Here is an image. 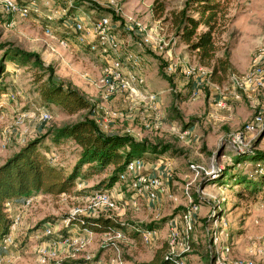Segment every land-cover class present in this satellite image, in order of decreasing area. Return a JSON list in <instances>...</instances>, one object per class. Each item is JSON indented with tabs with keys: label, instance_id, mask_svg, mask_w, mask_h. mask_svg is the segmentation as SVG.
<instances>
[{
	"label": "rangeland",
	"instance_id": "obj_1",
	"mask_svg": "<svg viewBox=\"0 0 264 264\" xmlns=\"http://www.w3.org/2000/svg\"><path fill=\"white\" fill-rule=\"evenodd\" d=\"M46 1H49V6L45 4ZM163 1L166 6L165 17L169 12L179 10L185 0ZM153 2L154 0H38L41 13H32L27 19L12 18L0 12V62L6 48L36 52L45 66L53 68L56 82L77 89L94 104L89 116L96 120L103 131L123 134L126 128L139 129L142 137L138 140L160 141L173 147L171 151L156 158L145 160L144 170L140 172L144 176L158 175L173 198L162 195L158 202H148L143 195L136 194L139 187L137 176L140 173L136 172V176L130 174L124 182L114 183L108 189L115 197L121 193L123 200L128 202L125 208L119 206L116 210L97 211L98 215L112 214L128 223L127 229L123 233H89L75 226L65 227L63 219L68 216L72 207L86 206L87 199L95 191L107 190L105 181L112 167L99 174L80 176L76 180V186L66 196L40 194L30 207L19 212L20 222L14 235L17 247L7 252L12 257L11 264H126L128 259L146 262L163 245L170 224L182 233L178 252H186V264H210L211 256L214 264V248L219 250V255L223 252L230 263L242 261L246 264H264L263 194H259L254 202H247L233 195L231 189L211 181V174L215 173L217 176L223 167L231 168L239 156L241 159L247 158V161L241 170L239 168L242 166H236V172L241 171L240 174H243L249 171L254 164L251 157L264 152V128L244 132L240 148L233 142L235 135L243 131L245 124L251 122L256 115L264 119V97L257 95L252 99L244 96L235 98L230 92L232 89L228 74L223 78L219 89L203 85L199 95L193 96L191 79L179 70V65L184 60L195 64L196 57L191 53L184 54V47L175 36L169 21L153 14ZM221 2L224 6V21L216 30L215 40L218 46L227 47L220 50L219 54L225 51L230 56L234 68L230 71L241 73L249 67L252 55L264 43V0ZM70 4L72 7L69 12L75 11V8H80V11L73 13L64 22L62 20L65 16L56 18L50 23L52 35H45L46 21L43 14ZM81 9L89 13L97 11L110 14L114 21L120 22L122 33H127L136 40L139 37L135 36V22H140L147 31L168 41L162 52L150 47L139 50L133 44L134 50L141 55L144 52V57L148 58V61L145 60L148 69L145 83L148 90L159 96V111L156 114L145 109L123 108L125 102L121 95L101 97L96 85L90 82L101 71L95 63V54L85 47L68 48L60 44L65 32L71 29L73 20L80 17ZM240 43L241 46L250 48H241ZM4 71L1 81L6 84L7 89L18 92L19 95L11 107L0 111V151L8 152L7 149L13 147L11 145L15 141H9V136L15 133L14 130L7 137H3L2 130L19 113L25 112L31 116L25 121V125L31 130L30 136H42L53 126L75 122L88 114L85 110L68 114L52 105L47 109L52 113V119L46 124L38 122L34 116L39 109L44 108L38 100V83L35 78L41 70L31 63L5 61ZM45 78L46 75L43 80ZM219 101L224 105L218 106ZM37 126L40 128L39 132L35 131ZM3 142L6 144L5 148L1 146ZM44 142L41 149L47 148L48 153H55L62 168L68 172L77 160L78 147L70 140H64L58 146H54L50 138L44 139ZM19 143L14 145L18 146ZM12 151L13 148L9 149V153ZM252 152L254 155L250 154ZM159 159L172 163L169 178L164 175L165 168L158 165ZM262 164L264 165V159ZM85 168H82V173ZM196 194H199V209L192 219L190 232H186L182 214L197 202ZM132 200H135L137 207H134ZM15 211L19 210L12 208V213ZM149 223L158 230L152 244L146 245L142 242L141 232L136 230ZM215 226L217 230L221 228V231H217ZM46 228L51 229V235H44ZM214 228L219 234V243L215 247L206 234ZM71 233H78L86 238L87 244L75 250L50 245L60 235ZM188 236L195 244L193 249ZM43 247L48 252L44 263H41L39 249Z\"/></svg>",
	"mask_w": 264,
	"mask_h": 264
},
{
	"label": "trees",
	"instance_id": "obj_2",
	"mask_svg": "<svg viewBox=\"0 0 264 264\" xmlns=\"http://www.w3.org/2000/svg\"><path fill=\"white\" fill-rule=\"evenodd\" d=\"M151 9L157 18H162L166 6L163 0H154ZM164 20L169 21L178 41L187 52L195 55L198 64L210 69L211 82L221 85L223 78L233 73L230 71L234 68L228 53L223 51L219 54L220 50L227 47L218 46L215 40L216 30L224 21V6L221 0H185L179 10L169 12ZM5 61L31 63L41 70L35 82L38 83L36 93L43 108L48 109L55 105L68 114L84 110L88 114L75 122L53 126L42 136H29L0 164V244L9 234L12 224L7 202H17L29 197L35 199L40 194L54 197L68 194L76 186L78 177L99 174L112 167L105 181L108 190L120 181V173L130 160H149L150 157L156 158L173 149L171 145L160 141L138 140L130 134L103 131L96 120L89 116L94 104L77 89L56 82L53 68L45 66L36 52L13 47L4 50L0 62V90L7 89L6 84L1 81V75L6 71ZM49 138L54 146L62 144L64 140H70L78 147L77 160L68 172L62 168L55 153H48L47 148L41 149V146L45 145L44 139ZM250 154L254 155V152ZM251 159L254 164L249 171H242L243 174H240L241 171L236 172V166H242L239 168L241 170L247 161V158L241 159L239 156L231 168L220 169L217 176L211 179L212 183L231 189L233 195L247 202H254L259 194L264 197V152H258ZM83 167L86 168L82 173ZM195 199V204H198L199 195L196 194ZM75 224H78L81 230L105 234L123 233L129 226L128 223L108 215L71 219L70 226ZM144 227L152 229L153 225L144 224ZM144 227L140 226L136 231L141 232ZM187 239L193 249V240L189 236ZM185 253L170 255L167 241H164L151 260L138 262L128 259L126 264H178V260L185 257Z\"/></svg>",
	"mask_w": 264,
	"mask_h": 264
},
{
	"label": "built area",
	"instance_id": "obj_3",
	"mask_svg": "<svg viewBox=\"0 0 264 264\" xmlns=\"http://www.w3.org/2000/svg\"><path fill=\"white\" fill-rule=\"evenodd\" d=\"M70 3V2H69ZM45 4L49 6V1ZM70 6L62 7L54 12H49L44 15L46 24L44 25V33L47 36L52 35V28L50 23L56 18L65 16V19L70 17L76 11H80V8H75V11L69 12ZM82 10V9H81ZM0 12L12 18L27 19L32 13L40 14V3L38 0H27L24 3L18 2V0H0ZM79 18H75L71 24V29L65 32L63 39H60V44L68 48L85 47L95 54H98L105 58V62L101 66L99 76L92 82L98 88L101 97L109 98L113 95H121L125 102V107L128 109L149 110L151 113L156 114L159 111L158 107V95L147 89L145 83V73L147 71L146 61L143 56L132 49V46L138 48L150 47L158 52H162L166 49L168 41L162 36L151 33L142 26L140 22H135L137 26L135 36L139 37L136 41H131L133 44L128 45L122 38V30L119 21H114L110 14L100 13L95 11L89 13L85 10L81 11ZM130 30L129 28H127ZM129 42V41H128ZM126 45V46H124ZM123 48H131L129 50ZM180 69L193 80L192 95L198 96L202 90L201 84L204 83L205 77L209 76V71L197 63L192 64L190 62H183L179 65ZM88 76V75H87ZM85 76V77H87ZM229 86L231 87V93L235 98L246 97L252 99L255 96L264 97V43H262L256 52L251 57L249 67L241 73L233 72L228 76ZM19 93L13 92L9 89L0 90V111H4L11 107L13 101H16ZM218 106H223L224 103L219 101ZM31 117L30 114L22 112L19 113L13 121L2 130L4 137L9 136L11 133H18V140L24 143L30 136V128L25 125L27 118ZM38 122L46 124L51 118L52 114L47 109H39L38 113L34 116ZM264 128V119L260 115H256L253 120L244 126V130L239 132L233 138V142L238 144L240 148L242 135L244 132H251L257 129L262 130ZM126 134H130L137 139L142 137L141 131L134 130L133 128H126ZM2 148L6 147L3 142ZM158 165L164 167L166 178L171 175V165L169 160L159 159ZM145 167V160L142 158H136L130 160L125 169L120 173L119 182L122 183L131 174L136 176V172H143ZM211 174V177H214ZM137 181L139 187L136 189V194L143 195L148 202H158L160 196L167 195L168 198H173V195L168 192L166 184H164L161 178L157 175L144 176V174H138ZM66 196V194H61ZM34 201V198L29 197L17 202H7V210L10 212L12 218V224L9 234L3 239L0 244V250L4 253L0 254V264H11L10 255L7 252L13 247H17L14 233L17 230L20 222L19 212L30 207ZM128 202L123 200L121 193H118L115 197L108 190H97L89 196L87 199V205H77L69 210L68 216L63 219L65 227L70 226V221L73 218L94 217L97 216V211L101 210H113L125 208ZM134 207H137L135 200H132ZM13 209H18L12 213ZM199 209L198 204H193L190 208H187L183 214L182 219L184 221L185 231L191 230L192 219ZM124 210V209H123ZM108 216L114 217L112 214ZM75 227L79 229V225L75 224ZM217 226H215L216 228ZM215 228L208 231L207 237L213 242L215 247L219 243V234ZM91 233L92 231L84 229ZM51 229L46 228L44 235H51ZM109 234V233H108ZM182 233L173 225L170 224L169 232L167 235L168 253L173 256H177L178 246ZM157 232L155 229H143L141 231L142 242L146 245H151L156 238ZM87 244L86 238L82 237L78 233H71L68 235H60L58 239L51 241V246L62 247L71 250L79 249ZM228 249L226 248V251ZM215 264H246L242 261H235L230 263L224 256L223 252L219 255L218 249L214 248ZM47 248L43 247L39 249L41 256V263H44ZM178 264H186L184 258L178 260ZM248 264H252L249 262Z\"/></svg>",
	"mask_w": 264,
	"mask_h": 264
},
{
	"label": "crops",
	"instance_id": "obj_4",
	"mask_svg": "<svg viewBox=\"0 0 264 264\" xmlns=\"http://www.w3.org/2000/svg\"><path fill=\"white\" fill-rule=\"evenodd\" d=\"M27 0H18V2H20V3H24V2H26ZM62 26H63V23H62ZM64 27V26H63ZM121 38L128 44V45H131V44H133V42H131L132 40L133 41H136V38L135 37H132V36H130V35H128L127 33L126 34H121ZM129 41V42H128ZM181 44V43H180ZM183 45V44H182ZM242 44L240 43V47L241 48H250V47H247V46H245V45H243V46H241ZM124 46H126V45H124ZM133 48H135V46H132ZM137 47V46H136ZM184 47V46H183ZM132 48V49H133ZM138 48V47H137ZM145 48V47H144ZM125 49H127V50H129V49H131V48H123V50H125ZM139 50L141 49L142 50V48H138ZM189 54V52H187L186 50H185V48H184V54ZM95 54V53H94ZM142 56H143V58L146 60V61H148V58H145L144 56H145V53L143 52V54H142ZM193 56H195V55H193ZM93 57H97V60H95L96 62V64H97V67L99 66L100 68H101V65H103V63L105 62V58L104 57H102V56H100V55H98V54H95V56L93 55ZM184 59H185V57H183ZM183 62H188V61H182L181 63H183ZM197 64H198V62H196ZM198 65H200V64H198ZM201 66H203V65H201ZM204 68H206L209 72H210V69L209 68H207L206 66H203ZM179 70H181L180 68H179ZM147 71H148V69H147ZM99 73V71H97V73L96 74H98ZM99 76V75H98ZM191 79V78H190ZM205 82L204 83H202L201 84V86H202V88H203V85L205 86H207V85H211V86H215L217 89H219L221 86L220 85H218V84H216V83H213V82H211L210 81V78H209V76H206L205 77V80H204ZM90 82H92V80H90ZM191 85H193V80L191 79ZM118 100V99H117ZM158 100H159V96H158ZM123 108H125L126 109V107H125V105H123ZM138 110V109H137ZM135 113H137L136 111H135ZM216 116H220V115H217L216 114ZM38 128L35 130L36 132H39L40 131V128H39V126H37ZM4 137V136H3ZM10 137V139H9V141H15L14 142V144H16V143H19V140H18V133L17 132H15V133H13V135H10L9 136ZM14 144H12L11 146H13V147H11V148H13V151L12 152H10L9 153V149L11 150V148H9V149H7L8 150V152H5V151H0V156L2 157H0V164L8 157V156H10L15 150H17V148L19 147V145L17 146V145H14ZM20 144V143H19ZM15 148V149H14ZM3 150H5V149H3ZM6 153V154H5ZM7 153H9V154H7ZM54 155V154H53ZM199 195V194H198ZM165 196V195H164ZM165 198V197H164ZM166 198H168L167 196H166ZM15 203V202H14ZM149 204H154V203H149ZM184 212V211H183ZM172 219H174V218H172ZM165 224H168V222L167 223H165ZM167 226H169V225H167ZM154 229V228H153ZM156 230V232H157V230L158 229H155ZM14 235H16V233L14 234ZM165 241H167V238L165 239ZM1 253H4V252H2L1 250H0V254Z\"/></svg>",
	"mask_w": 264,
	"mask_h": 264
},
{
	"label": "water",
	"instance_id": "obj_5",
	"mask_svg": "<svg viewBox=\"0 0 264 264\" xmlns=\"http://www.w3.org/2000/svg\"><path fill=\"white\" fill-rule=\"evenodd\" d=\"M212 262H213V258H212V256L210 257V264H212Z\"/></svg>",
	"mask_w": 264,
	"mask_h": 264
}]
</instances>
